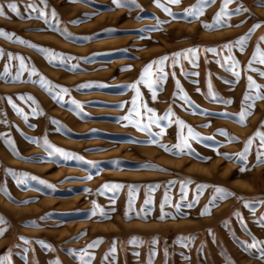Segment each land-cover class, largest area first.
I'll return each instance as SVG.
<instances>
[{
	"label": "rangeland",
	"instance_id": "1",
	"mask_svg": "<svg viewBox=\"0 0 264 264\" xmlns=\"http://www.w3.org/2000/svg\"><path fill=\"white\" fill-rule=\"evenodd\" d=\"M28 2L0 0V29L37 46L0 37V258L6 257L0 264H79L70 250L85 249L91 264H227L229 258L264 264L258 248L247 247L253 237L264 241L259 138L239 158L245 142L258 129L264 133V99H255L256 90L245 102L254 100L251 114L238 122L248 77L264 86V64L249 69L257 44L264 52V0H233L230 17L214 30L203 25L214 23L222 0L202 5L195 17L186 10L197 0H160L172 15L154 0H47L46 6L36 0L37 12ZM9 3L18 5L19 16ZM39 11L45 19L36 18ZM246 34L241 50L234 42ZM40 48L54 50L55 60ZM8 54L24 57L26 69ZM162 57L168 58L162 82L130 87ZM229 57L239 62V76L228 71ZM41 78L68 92L54 99ZM185 93L191 104L180 98ZM146 109L156 118L151 136L132 123H148ZM177 119L198 134L189 138L192 151L175 147ZM44 138L54 147L42 146ZM206 208L210 214H202Z\"/></svg>",
	"mask_w": 264,
	"mask_h": 264
},
{
	"label": "snow or ice",
	"instance_id": "2",
	"mask_svg": "<svg viewBox=\"0 0 264 264\" xmlns=\"http://www.w3.org/2000/svg\"><path fill=\"white\" fill-rule=\"evenodd\" d=\"M71 2H76V0H71ZM114 2H117V0H114ZM167 2L170 3V4H179L181 2V0H167ZM214 2H215V0H197V5H194V6H192V8L186 10V15L194 16V17L202 15L203 14L202 5H207V4H211V3H214ZM232 2H233V0H222L221 8H220L219 12L216 14V16L213 18L214 19V23L213 24H204L203 27L205 29H208V30H214L215 28H217V27L221 26L222 24H224V19L226 17H230V13H229V10H228V5L230 3H232ZM39 3L40 4H44L46 6L47 0H39ZM154 3L156 4L157 7L163 8V10L168 12L169 15H172L170 10L168 8L164 7L163 4H161L160 0H154ZM7 7L9 9H11V11L14 12L17 16L20 15L19 9H18V5L16 3H9L7 5ZM25 7L27 9H30L32 12H37L38 11L37 6H36V0H29V2L25 5ZM3 8H4V6L2 4H0V15H4ZM232 11L236 12V13H239L241 11V9L237 8V9H234ZM51 15H52L53 18H55L57 16L55 10L52 11ZM29 18H31V17H29ZM36 18L45 19L44 12L43 11H39V14H38V16ZM46 23H47V21H46ZM73 23H77V21H73ZM258 26L259 25H254L253 27L255 28V27H258ZM249 31L251 32V29ZM0 37H3L4 39H7V40H15L18 43L26 44V45H28L29 47H32V48H36L37 47L36 45L31 44L29 41H26V40L16 36L14 33L6 32L4 29H0ZM247 38L248 37H247V34H246L245 36L238 38L234 42V44L240 46L241 50H243V46L245 45ZM261 41L264 42V37H261ZM233 46L234 45L230 43V44H225L222 47H224L226 49H230ZM39 50L41 52L50 53V57H46V58H49V62L50 63H52L55 60L56 56H57V54L54 52V50H50V49L46 50V49H43V48H40ZM187 51L188 52H192L193 50L189 49ZM206 51H214V49H206ZM3 55H4V51H3V49H0V56H3ZM8 55H9L10 59H17V60L20 61V69L21 70H25L26 69L25 58L24 57H22V56H13L12 54H8ZM176 55L178 56L180 54L178 53ZM167 59H168L167 57H162V58H159L156 61H152L148 65H146L142 69V73H141L140 78L136 82H134L130 87H132L133 89H136L137 85L144 84L149 89H153L154 85L159 84L160 82H162L167 76V73H165V71H164V65H165V62H166ZM229 60L232 61V65L233 66L229 67L228 71H230L235 76H239V72H236L235 71V67H234L235 65H238L239 62L233 60L231 57H229ZM256 62L264 64V52L260 51V45L259 44H257V51L254 52L253 58L249 61V69L250 70H255V69H252L251 66H252V64H254ZM225 63H228V61H226ZM154 65L156 66L155 72L153 71ZM121 70L122 71H127V70H130V69L129 68H125V69H121ZM32 72H33V74H35L36 70L33 68ZM6 73H8V67L7 66L5 67V74ZM260 75L264 76V72H261ZM153 77H155V78L153 79ZM15 79L19 80V74L15 77ZM37 82L40 84L41 88L44 89L45 91H47L49 93H54V95H53L54 99L60 98V93L66 94L68 92V89L62 88L61 86H58V85H54L51 81H47L46 78H41ZM176 83H177L178 90L182 93L183 90H182V88H180L179 82L177 81ZM261 87H264V86L256 84V82L252 79V77H250V76L248 77V92H246V94L244 96V101L242 102V111L240 113L238 122L243 124L246 121L247 116L251 114L248 111V109L254 108V100H253L252 103L247 104V106L245 107V102H247L249 100H252V92H253V90H256L255 99H264V94H262V93H260L258 91ZM57 88L59 89V93H55L54 92V90L57 89ZM137 95H139L138 91H137ZM152 95H153V99H156L155 90H153ZM174 95H176V93H174ZM21 98L23 99V97H21ZM180 98L185 100L189 104L192 103L191 100L188 98L186 93L181 95ZM27 99L34 101V98L31 97V96H28ZM73 103H77V102L73 101ZM135 103H136V101L133 100V104L134 105H135ZM227 103H231V101H227ZM13 107H15V106H13ZM133 111L136 112V109L134 108ZM146 111L148 113H152V116L149 117V122L148 123L141 124L139 121H132V123H134L135 126L138 129H140L141 131L148 132L149 136H151L152 133H151V130H150V125L152 123L156 122V118H155V114H154V110L153 109H146ZM16 112H17L18 115L23 116V118L25 120H27V117L24 116V113L22 112L21 109L17 108ZM41 114H42V112H41ZM136 114L139 115L138 112ZM168 115H174V114L171 113V111L169 110ZM168 115H166L163 118L167 119ZM223 115H228V114L225 113ZM124 119H128V117H125ZM176 123L180 126L181 133L178 136V139H179L180 143L178 145H176L175 147L179 151H184V150L192 151L191 146L188 143L189 138L196 139L198 134L195 133V131L190 126L186 125L184 121L177 119ZM261 127H264V122H262ZM184 128H187V133H188L187 136H185L183 134V129ZM218 131H219V133L221 135H225V136H229L230 135L223 129H220ZM0 138H4V137L0 136ZM257 138H259V140H260V147L264 148V133H261L259 131V129H258L257 132L254 133V135L252 137H250L245 142V145H246L245 146V150H244L243 153L239 154V158L240 159L243 160L245 158V154L249 150V146ZM5 142L11 148V150L13 151L14 154L19 155L16 152V150H15V148L13 146V142L10 139L5 138ZM33 142L38 143V141H33ZM230 142H231V139H230ZM42 146L49 147V148L50 147H54V146L49 144V142L47 141L46 138H44ZM161 146L163 147V145H161ZM56 151L63 152L64 150L57 148ZM65 154L67 155V153H65ZM225 156L227 158V154H225ZM262 156H264V153H258V156H257L258 162H264V160H261ZM241 170L243 171V169H241ZM13 174H15V173H13ZM21 175H26V174H21ZM102 187L107 188V187H109V185H104ZM115 187L119 188L120 185H116ZM3 190L6 191V189H3ZM216 191L220 192V193H223L224 190L218 188V189H216ZM221 198H223V196H221ZM146 203H147V201H146ZM189 206H191V205H189ZM202 214H210V212L206 208L205 211L202 212ZM100 215L102 217H104V218H110V217L107 216L106 213H103V212H101ZM126 215H127V213H126ZM163 218H164V216L162 215L161 219H163ZM0 222H2V218H0ZM258 222L262 226H264V217H260ZM244 230L248 232L249 236L252 235L251 232L248 231L246 225L244 226ZM3 231H4V229L0 228V235L3 234ZM21 239H23V238H21ZM253 241H254V243L251 244V245H247V247L249 249L258 248V250L260 252V258H264V246H261V245H264V241L255 240V237H253ZM25 242L27 243L28 241H25ZM99 242H102V238H100L98 241H94L92 244L88 245L87 247L88 248L96 247L97 243H99ZM40 243L43 244L42 241ZM46 247H49V246H46ZM70 253H71L72 256L77 257L79 264H91V259L93 257H91L90 254L87 253L86 249L85 250H80L79 254L77 253L76 250H70ZM4 259H6V257L0 258V261H2ZM56 264H60V262L57 260ZM227 264H234V262L229 258L228 261H227Z\"/></svg>",
	"mask_w": 264,
	"mask_h": 264
}]
</instances>
